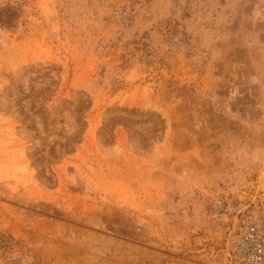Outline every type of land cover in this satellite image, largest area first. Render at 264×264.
Returning a JSON list of instances; mask_svg holds the SVG:
<instances>
[{
	"label": "rangeland",
	"instance_id": "obj_1",
	"mask_svg": "<svg viewBox=\"0 0 264 264\" xmlns=\"http://www.w3.org/2000/svg\"><path fill=\"white\" fill-rule=\"evenodd\" d=\"M262 197L264 0H0V264H232Z\"/></svg>",
	"mask_w": 264,
	"mask_h": 264
},
{
	"label": "built area",
	"instance_id": "obj_2",
	"mask_svg": "<svg viewBox=\"0 0 264 264\" xmlns=\"http://www.w3.org/2000/svg\"><path fill=\"white\" fill-rule=\"evenodd\" d=\"M230 256L232 264H264V197L236 216Z\"/></svg>",
	"mask_w": 264,
	"mask_h": 264
},
{
	"label": "trees",
	"instance_id": "obj_3",
	"mask_svg": "<svg viewBox=\"0 0 264 264\" xmlns=\"http://www.w3.org/2000/svg\"><path fill=\"white\" fill-rule=\"evenodd\" d=\"M1 23L3 25H6V26H9L11 24V21H10V18L8 17V15H7V18L6 19H3V21H1Z\"/></svg>",
	"mask_w": 264,
	"mask_h": 264
}]
</instances>
